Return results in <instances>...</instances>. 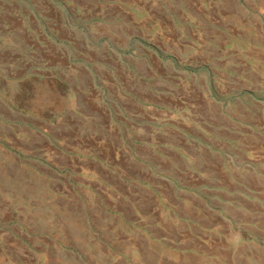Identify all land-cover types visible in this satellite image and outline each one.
<instances>
[{"label": "rangeland", "instance_id": "obj_1", "mask_svg": "<svg viewBox=\"0 0 264 264\" xmlns=\"http://www.w3.org/2000/svg\"><path fill=\"white\" fill-rule=\"evenodd\" d=\"M0 264H264V0H0Z\"/></svg>", "mask_w": 264, "mask_h": 264}, {"label": "crops", "instance_id": "obj_2", "mask_svg": "<svg viewBox=\"0 0 264 264\" xmlns=\"http://www.w3.org/2000/svg\"><path fill=\"white\" fill-rule=\"evenodd\" d=\"M188 175L190 176V178L194 181L197 179H205L208 177V172L204 171V170H200L197 172L195 171V169H190V171L188 172Z\"/></svg>", "mask_w": 264, "mask_h": 264}]
</instances>
